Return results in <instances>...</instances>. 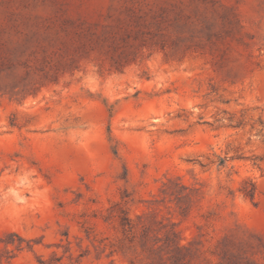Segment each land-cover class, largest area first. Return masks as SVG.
I'll return each instance as SVG.
<instances>
[{
	"label": "rangeland",
	"instance_id": "1",
	"mask_svg": "<svg viewBox=\"0 0 264 264\" xmlns=\"http://www.w3.org/2000/svg\"><path fill=\"white\" fill-rule=\"evenodd\" d=\"M11 49L0 264H264V0H0Z\"/></svg>",
	"mask_w": 264,
	"mask_h": 264
},
{
	"label": "trees",
	"instance_id": "2",
	"mask_svg": "<svg viewBox=\"0 0 264 264\" xmlns=\"http://www.w3.org/2000/svg\"><path fill=\"white\" fill-rule=\"evenodd\" d=\"M37 53L36 50L31 52L34 58H36ZM0 56L2 60L5 59L6 56L11 59L8 65L12 68L13 73H16L17 69H22V73L18 75L17 73L15 74V83L12 86V92L34 93L41 87L45 78L51 76V78H54H50L51 80H56L58 76V65L48 67L50 57L47 55H44L42 60L38 58L33 60L31 57L25 58L22 56L18 49H11L5 53L0 52Z\"/></svg>",
	"mask_w": 264,
	"mask_h": 264
}]
</instances>
